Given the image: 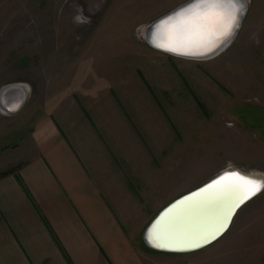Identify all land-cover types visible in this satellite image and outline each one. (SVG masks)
<instances>
[{
	"label": "rangeland",
	"instance_id": "1",
	"mask_svg": "<svg viewBox=\"0 0 264 264\" xmlns=\"http://www.w3.org/2000/svg\"><path fill=\"white\" fill-rule=\"evenodd\" d=\"M183 2L0 0V89L27 88L18 110L0 108V160L25 137L27 115L51 114L146 263L264 264V190L201 249L163 253L142 240L160 209L219 172L264 177L259 0H247L231 42L207 59L145 39L146 26Z\"/></svg>",
	"mask_w": 264,
	"mask_h": 264
},
{
	"label": "crops",
	"instance_id": "2",
	"mask_svg": "<svg viewBox=\"0 0 264 264\" xmlns=\"http://www.w3.org/2000/svg\"><path fill=\"white\" fill-rule=\"evenodd\" d=\"M32 118L0 160V264H148L56 118Z\"/></svg>",
	"mask_w": 264,
	"mask_h": 264
},
{
	"label": "snow or ice",
	"instance_id": "3",
	"mask_svg": "<svg viewBox=\"0 0 264 264\" xmlns=\"http://www.w3.org/2000/svg\"><path fill=\"white\" fill-rule=\"evenodd\" d=\"M244 11L243 0H185V4L177 6L167 14V19L160 21L154 43L169 51L204 55L234 35ZM262 190L264 177L225 172L201 189L207 195L196 205H220V212L212 222L183 239H166L160 232L153 238L160 241L158 247L173 244H181L185 248L200 247L222 232L236 207Z\"/></svg>",
	"mask_w": 264,
	"mask_h": 264
},
{
	"label": "water",
	"instance_id": "4",
	"mask_svg": "<svg viewBox=\"0 0 264 264\" xmlns=\"http://www.w3.org/2000/svg\"><path fill=\"white\" fill-rule=\"evenodd\" d=\"M182 4H185V2L181 3L180 5H182ZM243 4L245 7V11L243 12V14L240 17L239 26L241 24V21H242L244 15L247 12V8H248L247 0H243ZM176 8H177V6L173 9H176ZM173 9H171L170 11L166 12L162 16H160L157 19H155L154 21H152L148 26H146V28L144 30L145 39L149 45H151L152 47H154L160 51L169 53L171 55H174L177 57L189 58V59H207V58H210V57L214 56L215 54L219 53L227 44H229L237 32V30H236L234 35L230 39H228L226 42L219 45L213 51L206 53L204 55H188V54H183L181 52H174V51L162 49V48L157 47L155 45L154 38L156 37L157 29L159 27L160 21L162 19H167V14L172 13ZM26 96H27V88L25 87V85H23V84L6 85L0 89V108L5 110V112H14L18 108L22 107L24 101L26 100ZM229 171H236V172H239L240 174H242L244 176H253V177H257V178L263 177V176H258V175H254V174H246V173H243L237 169H232V168L231 169H225V170L219 172L218 174H216L215 176H213L212 178H210L209 180H207L206 182H204L200 186L176 197L171 202H169L167 205H165L162 209H160L155 214V216L152 218V220L148 223L146 228L144 229V232L142 234V240H143L144 244L148 248L155 250L157 252L189 253V252H193V251H196L198 249H201V248L213 243L219 237H221L229 228L236 212L245 203H247L253 197L258 195L261 191L257 192L250 199L244 201L242 204H240L238 207H236L234 209V211L232 212V214L229 218V221H228L226 227L222 230V232L219 235H217L215 239H212L210 242L203 243L202 246H200V247L185 248L181 244H173L169 247H158L157 245H158V243H160V241H157L153 238L155 233L160 232L166 239L177 240L176 237L169 236V233H168L167 237L163 234V229H162L161 225L167 219L170 220V222L177 221L176 217H178L180 219L179 220L180 222H183L184 219H192L195 221L194 226L197 228V231L203 229L210 222H212V220L218 214L217 212L220 208V205L219 204H204L201 206H196L197 202L202 201L204 199V197L207 195V193H202L201 189H204L206 185L210 184L213 180L217 179L220 175L224 174L225 172H229ZM186 200L187 201L192 200V202H194L192 205V209H190V211L187 210L185 213H182L183 216H180L179 214H177L178 216H175L173 214V216L171 217L170 212H173V210L178 208V206H180V204H183V202H186ZM194 204H196V205H194ZM195 206H196V209H193V207H195ZM195 217H197V218H195ZM195 219H197V220H195Z\"/></svg>",
	"mask_w": 264,
	"mask_h": 264
},
{
	"label": "bare ground",
	"instance_id": "5",
	"mask_svg": "<svg viewBox=\"0 0 264 264\" xmlns=\"http://www.w3.org/2000/svg\"><path fill=\"white\" fill-rule=\"evenodd\" d=\"M3 111H5V110H3ZM193 203L194 202H192V200H188V201L186 200V202H183V204H180V206H178V208L173 210V212H170L171 213L170 216L172 217L173 214L175 216H178L177 214H179L180 216H183L182 213H185L187 210L190 211V209H192ZM194 205H196V204H194ZM193 209H196V206L193 207ZM219 212H220V208H219L217 213H219ZM176 218H177V221L170 222V220L167 219L165 222L162 223L161 226L163 229V234L166 237L168 236V233H169V236L176 237V239L179 240V239L186 238V237L190 236L191 234L197 232V228L194 226V222H195L194 220L184 219L183 222H180L179 221L180 219L178 217H176ZM195 218H197V217H195ZM195 220H197V219H195ZM198 231H200V230H198Z\"/></svg>",
	"mask_w": 264,
	"mask_h": 264
},
{
	"label": "trees",
	"instance_id": "6",
	"mask_svg": "<svg viewBox=\"0 0 264 264\" xmlns=\"http://www.w3.org/2000/svg\"><path fill=\"white\" fill-rule=\"evenodd\" d=\"M3 175H4V173H1V174H0V177L3 176Z\"/></svg>",
	"mask_w": 264,
	"mask_h": 264
}]
</instances>
